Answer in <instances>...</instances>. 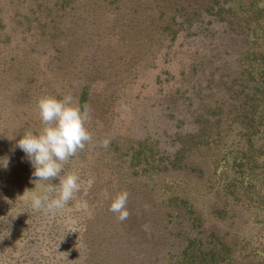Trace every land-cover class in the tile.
<instances>
[{
    "label": "rangeland",
    "instance_id": "374dc122",
    "mask_svg": "<svg viewBox=\"0 0 264 264\" xmlns=\"http://www.w3.org/2000/svg\"><path fill=\"white\" fill-rule=\"evenodd\" d=\"M31 1L0 0V24L5 25L0 30L19 45L39 77L49 76V81L58 71L66 86L76 87L72 92L88 86L92 101L88 108L91 118L85 126L93 140L65 163L62 173L77 174L80 191L72 204L69 201L55 215L41 211L37 230L44 234L52 229L54 239L47 255L61 248L63 264H169L162 259L172 239L168 229L178 228L169 227L166 198L183 190L190 197L196 190L182 183L171 190L159 185L158 176L153 179L140 165L132 167L131 147L151 136L159 142L162 155H174L183 138L194 131L195 117L208 101L203 88L211 62L223 53L221 44L231 41L230 33H224L226 22H214L208 11L209 5H215L212 0H75L76 10L53 16L52 30L51 22L33 18L32 34L25 36L14 26L33 12ZM193 11L198 15H192ZM191 15L193 19L188 21ZM210 21L215 35L205 34L201 28ZM46 24L44 36L40 29ZM0 78V93L7 95L14 83ZM12 110L10 101L0 103L4 124H13ZM20 114L17 124L34 134L40 121L35 104L21 107ZM104 139L110 141L107 148L100 146ZM225 167V160L218 163L216 178L220 179ZM88 180L93 183L89 185ZM166 181L170 185L172 179ZM6 182L15 186L12 193L18 192L21 198L33 195L27 191L38 194V186L21 169ZM50 183L58 185L59 179ZM50 183L41 182L39 194L57 196L47 188ZM122 191L129 193L130 216L124 222L109 211L112 199ZM237 219L243 228L245 218L240 215ZM211 224L212 219L206 226L211 228ZM258 225L253 220L249 228ZM219 226L228 228L222 223ZM258 235L251 230L242 237L245 245Z\"/></svg>",
    "mask_w": 264,
    "mask_h": 264
},
{
    "label": "trees",
    "instance_id": "16d2710c",
    "mask_svg": "<svg viewBox=\"0 0 264 264\" xmlns=\"http://www.w3.org/2000/svg\"><path fill=\"white\" fill-rule=\"evenodd\" d=\"M31 2L33 12L21 17L14 26L17 33L25 36L32 34L29 31L34 19L51 22L52 30L53 16L77 9L75 0ZM212 3L215 5H209L208 11L214 22H226L224 33H230L231 41L221 44L223 53L211 62L213 67L205 80L207 87L203 88L208 101L195 117L194 131L183 138L174 155H162L159 142L151 136L140 140L131 147V164L142 166L141 171L153 179L158 176V184L167 185L169 190L180 183L192 185L196 190L190 197L184 195V190L163 193H169L166 198L169 227L174 224L178 230L168 229L172 239L162 259L169 264H264V5L260 0H212ZM191 14L198 15L196 11ZM192 15L188 21L193 19ZM4 27L0 24V29ZM46 28L47 24L40 29L44 36ZM201 28L205 34H217L211 21ZM16 44L0 30V76L14 83L7 88L10 93H0V103L10 101L15 112L12 125L0 120V264H63L61 257L65 253L61 248L47 255L54 240L52 229L44 234L37 230L43 217L40 218L41 211L32 209L31 195L24 199L18 192L12 193L15 186L6 181L19 169L35 180L34 168L17 147L19 139L28 132L17 124L21 107L32 108V104L37 107V101L44 96L63 99L67 93L72 94L73 102L82 111L92 101L88 86L74 93L71 90L76 87L66 86L67 81L58 71L49 81V76L39 77ZM16 88L21 90L20 94ZM36 127L34 134L42 127L40 121ZM222 160L226 161V167L219 179L215 177L216 166ZM170 172L175 174L173 178ZM169 178L170 185L166 181ZM40 183L36 184L38 194ZM50 195L56 197L54 193ZM240 215L245 218L246 227L237 225ZM208 218L212 219L211 228L206 226L211 220ZM253 220L259 225L250 229ZM220 223L228 228L222 229ZM251 230L259 234L246 244H254L253 248L247 247L243 240Z\"/></svg>",
    "mask_w": 264,
    "mask_h": 264
},
{
    "label": "clouds",
    "instance_id": "9594fccd",
    "mask_svg": "<svg viewBox=\"0 0 264 264\" xmlns=\"http://www.w3.org/2000/svg\"><path fill=\"white\" fill-rule=\"evenodd\" d=\"M37 109L42 125L39 133H24L17 142V147L25 153L34 168L32 175L35 178V187L39 182L59 179L58 185L47 184L50 191L58 193L54 198L47 193L36 194L34 190H26L33 193L30 203L34 211L55 215L80 191V177L74 173H62L65 163L93 140L92 134L85 126L91 118L90 110L85 107L82 111L74 104L71 95H66L63 99L44 96L37 101ZM109 143L108 139H104L100 146L107 148ZM4 166L7 167L6 160ZM87 183L91 185L93 181L88 180ZM128 199L129 193L122 191L110 203L109 211L120 222L126 221L130 216Z\"/></svg>",
    "mask_w": 264,
    "mask_h": 264
},
{
    "label": "flooded vegetation",
    "instance_id": "af4514ba",
    "mask_svg": "<svg viewBox=\"0 0 264 264\" xmlns=\"http://www.w3.org/2000/svg\"><path fill=\"white\" fill-rule=\"evenodd\" d=\"M90 91V90H89ZM90 93V92H89Z\"/></svg>",
    "mask_w": 264,
    "mask_h": 264
}]
</instances>
